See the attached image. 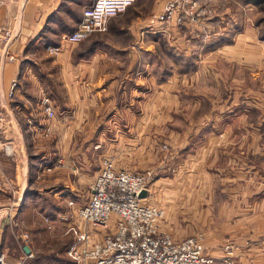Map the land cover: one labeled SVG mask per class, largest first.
I'll use <instances>...</instances> for the list:
<instances>
[{
    "label": "crops",
    "instance_id": "obj_1",
    "mask_svg": "<svg viewBox=\"0 0 264 264\" xmlns=\"http://www.w3.org/2000/svg\"><path fill=\"white\" fill-rule=\"evenodd\" d=\"M94 1L6 0L0 5V26H12L15 18L20 20L19 36L11 45L15 59L0 74V255L11 264H24L38 256L45 221H50V228L60 236L87 230L92 241L103 237L105 230L92 227L78 214L89 198L101 158L107 155L98 153L95 163L94 149L103 141L98 128L134 132L135 128L140 130L141 115L131 107L117 109L112 115L106 111L102 116L92 110L103 101H138L142 82H156L148 69L156 67L161 58L154 43L158 38L155 33L163 28L152 16L167 0H137L126 12L111 18L107 31L95 32L79 43L66 42L57 54L47 51L48 44H59L64 34L78 26L84 8ZM142 25L151 28L142 30ZM145 31L154 34L148 44L144 36L153 34ZM217 47H211L209 53L217 52ZM234 48L229 47L226 58L238 59L231 52ZM146 52L147 57L142 54ZM166 77L158 86L164 84L169 93L183 82V73ZM45 95L52 100L53 117L44 111L41 100ZM60 105L64 109L59 111ZM84 133L88 135L83 140ZM5 143L11 144V152L4 149ZM84 186L89 187L87 198H72L84 197ZM261 196L260 203L250 207L254 210L250 226L235 224L227 240L225 232L216 235L207 231L205 246L215 260L213 264H225L224 245L228 242L234 245L235 264H264V191ZM160 228L167 231L161 223ZM167 232L177 239L185 237ZM26 244L29 253L23 249ZM41 255L53 260L62 257L59 252Z\"/></svg>",
    "mask_w": 264,
    "mask_h": 264
},
{
    "label": "rangeland",
    "instance_id": "obj_2",
    "mask_svg": "<svg viewBox=\"0 0 264 264\" xmlns=\"http://www.w3.org/2000/svg\"><path fill=\"white\" fill-rule=\"evenodd\" d=\"M207 2L202 14L160 22L163 30L155 33L154 44L163 62L160 58L157 68L148 69L157 83L143 81L138 101L116 99L95 105L92 113L97 116L131 107L141 115V126L134 132L98 128L103 147L94 149V159L97 163L98 153H106L101 159L112 157L118 166L134 172L152 171L148 200L165 209L163 229L181 237L197 231L225 232L227 240L235 224L250 226L254 211L250 207L263 199L264 2ZM153 36H144V43ZM234 46L231 52L238 59L226 58ZM211 47L217 52L209 53ZM170 73H183V82L174 85L171 94L164 84L158 86ZM62 109L60 105L58 110ZM88 191L84 186V197L72 198L85 200ZM49 223L45 221L37 253L59 252L62 257L53 260L47 255L39 264H74L69 251L78 233L60 236Z\"/></svg>",
    "mask_w": 264,
    "mask_h": 264
},
{
    "label": "built area",
    "instance_id": "obj_3",
    "mask_svg": "<svg viewBox=\"0 0 264 264\" xmlns=\"http://www.w3.org/2000/svg\"><path fill=\"white\" fill-rule=\"evenodd\" d=\"M137 0H95L86 6L78 26L64 34L59 44H48L50 54H57L63 44L79 43L95 32H105L111 18L119 16L134 5ZM6 0H0L4 5ZM207 0H167L163 9L153 17L162 22L202 14ZM16 22V24H15ZM19 18L12 26H0V74L6 64L15 59L11 45L19 36ZM14 86V83H13ZM11 94V92H10ZM49 117L55 115L50 96L41 100ZM3 100H0V105ZM0 113V123L2 122ZM7 152L12 151L10 143L4 144ZM152 171H131L116 166L112 157H103L100 171L90 185L88 200L78 209L79 216L94 228L105 230L100 240L92 241L91 232L81 230L77 242L69 251L74 264H213V256L207 253L205 233L197 231L183 238H174L160 228L165 209L148 199L152 194ZM145 196H141L142 190ZM69 204L73 200L68 201ZM24 237H28L25 233ZM234 245H224L225 264H235ZM0 264H11L0 255Z\"/></svg>",
    "mask_w": 264,
    "mask_h": 264
},
{
    "label": "trees",
    "instance_id": "obj_4",
    "mask_svg": "<svg viewBox=\"0 0 264 264\" xmlns=\"http://www.w3.org/2000/svg\"><path fill=\"white\" fill-rule=\"evenodd\" d=\"M42 259H43V256L41 254H38V256H36L35 259H30L26 264H28L29 262H32L30 264H39V262H41ZM24 264H25V262H24Z\"/></svg>",
    "mask_w": 264,
    "mask_h": 264
},
{
    "label": "water",
    "instance_id": "obj_5",
    "mask_svg": "<svg viewBox=\"0 0 264 264\" xmlns=\"http://www.w3.org/2000/svg\"><path fill=\"white\" fill-rule=\"evenodd\" d=\"M146 193H147V191L144 189V190L141 191L140 195L141 196H145ZM23 249H24V251L26 253H29L30 252V247L27 244L23 246Z\"/></svg>",
    "mask_w": 264,
    "mask_h": 264
}]
</instances>
